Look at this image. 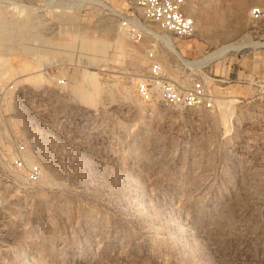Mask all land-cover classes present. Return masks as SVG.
<instances>
[{
    "label": "rangeland",
    "instance_id": "1",
    "mask_svg": "<svg viewBox=\"0 0 264 264\" xmlns=\"http://www.w3.org/2000/svg\"><path fill=\"white\" fill-rule=\"evenodd\" d=\"M194 2L204 15L195 34L167 32L179 57L152 23L155 35L141 40L124 29L136 12L128 0H0L6 78L39 82L50 68L55 93L53 79L69 80L67 95L51 101L68 121L40 123L35 138L47 177L29 193L4 196L0 264H264V121L257 116V141L248 144L247 135H229L234 111L221 109L233 90L250 88L222 86L214 111L176 110L138 94L151 49L185 87L207 75L264 76L261 52L194 63L243 39L264 3ZM87 71L100 86L94 102L77 83Z\"/></svg>",
    "mask_w": 264,
    "mask_h": 264
},
{
    "label": "built area",
    "instance_id": "2",
    "mask_svg": "<svg viewBox=\"0 0 264 264\" xmlns=\"http://www.w3.org/2000/svg\"><path fill=\"white\" fill-rule=\"evenodd\" d=\"M128 2L136 12L125 16L122 26L136 40L155 35L148 22L159 23L166 32L179 39L191 37L196 32L194 19L184 11L187 0ZM251 20V27L242 41L248 44L255 42L257 45L246 44L240 50L230 52L264 53V6L252 10ZM148 53L149 70L138 85V94L143 101L151 102L157 97L163 106L176 110L214 111L216 100L220 99V90L224 89L222 86L236 84L250 88L247 94L234 100V114L229 119V135L237 131L242 137L247 135L248 144H255L257 130H254L255 133L250 130L256 127L257 116L264 121L263 75H238L235 79L224 75H207L208 78L194 80L190 86L185 87L170 79L153 49ZM39 72V82H27L21 77L12 81L0 69V210L4 208L6 194L29 193L41 181L43 167L37 157L35 139L39 124L54 127L55 120L63 123L69 118L66 111L55 110L51 105L55 94L67 95L69 80L66 77L53 79L56 83L55 93L50 82V68H42ZM236 112L238 115L234 122Z\"/></svg>",
    "mask_w": 264,
    "mask_h": 264
},
{
    "label": "bare ground",
    "instance_id": "3",
    "mask_svg": "<svg viewBox=\"0 0 264 264\" xmlns=\"http://www.w3.org/2000/svg\"><path fill=\"white\" fill-rule=\"evenodd\" d=\"M264 3V0H258V3L257 5H263ZM199 6H197V4L194 2V0H187L186 2V6H185V13L192 17L195 21V24H196V27H197V24L198 22H200L203 18H204V15L202 13L201 10H199L198 8ZM237 16V14H236ZM235 16V17H236ZM238 16H240L238 14ZM242 17V16H241ZM237 20V19H236ZM149 23H152L154 25V27L156 28V30L158 32L161 33V36L165 37V42L168 46V48L172 49L179 57H182V54L181 52L178 50V46H176L175 42L172 40V37L170 34H168L163 28L162 26L159 24V23H156V22H148ZM149 26V25H148ZM154 33V32H153ZM231 33V32H230ZM155 34V33H154ZM226 38V36H229V33L226 32V34L224 35ZM218 38V37H217ZM242 39V38H241ZM241 39H237L236 41H232V42H225V43H219L217 45V49L213 52V53H210L209 55H205L202 59L200 60H195L194 63L196 64V66H202V65H207L208 63L212 62L213 60H215L216 58H219L221 56H224L228 51L230 52L231 50H235V51H238L242 48V46H245L246 44H248V42H243L241 41ZM244 44V45H243ZM248 45H257V43L255 42H249ZM84 46L85 47H92V48H95V49H100V50H104L105 49V45L104 44H100V45H96V44H91L89 43L88 41H85L84 42ZM137 56V55H136ZM138 57V56H137ZM158 58V57H157ZM227 58V56L225 57ZM5 60V58H3ZM7 60V59H6ZM142 61H140L138 59V62L137 64L138 65H141ZM0 69H2V71L5 73V75L9 72L11 73L12 71H6V69H4L3 67L0 66ZM12 69V68H11ZM10 69V70H11ZM30 69V68H28ZM5 70V71H4ZM24 73V72H23ZM10 75V74H9ZM96 74L92 71H87L85 72V74H83L82 78L79 79L77 81V83H80L81 84V95H82V98L85 100V101H88V102H94L95 98L99 96L100 93V86L99 84L97 83L96 80H94V76ZM93 77V78H92ZM208 78V77H207ZM178 83V82H176ZM78 86V85H77ZM79 87V88H80ZM79 90V89H78ZM234 93H230V98H228L229 100H225L222 104V112L225 116H227V114H230L231 111H233L234 109V100L236 99V97L240 96L241 93L240 91H237V90H233ZM237 92V93H235ZM219 100V99H218ZM216 100V103L217 101ZM218 105V103H217ZM230 116V115H229ZM44 178L47 177L46 174H44L43 176ZM42 179V178H41Z\"/></svg>",
    "mask_w": 264,
    "mask_h": 264
},
{
    "label": "crops",
    "instance_id": "4",
    "mask_svg": "<svg viewBox=\"0 0 264 264\" xmlns=\"http://www.w3.org/2000/svg\"><path fill=\"white\" fill-rule=\"evenodd\" d=\"M226 59V58H225ZM225 59L223 61H225ZM229 68L227 67V69L224 70V74L228 73ZM223 73V72H222Z\"/></svg>",
    "mask_w": 264,
    "mask_h": 264
}]
</instances>
